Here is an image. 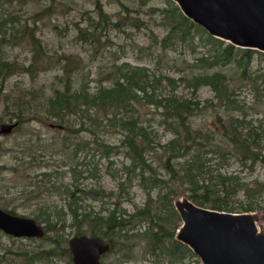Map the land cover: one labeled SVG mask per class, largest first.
<instances>
[{
  "label": "trees",
  "instance_id": "16d2710c",
  "mask_svg": "<svg viewBox=\"0 0 264 264\" xmlns=\"http://www.w3.org/2000/svg\"><path fill=\"white\" fill-rule=\"evenodd\" d=\"M23 2L28 5L33 0ZM55 3L42 9L26 8L28 18L20 20L18 25L4 24L1 29L3 43L7 41L11 46L22 45L28 50L30 58L21 62L17 58L10 60L0 55V124L15 121L18 126L14 130L19 131L23 125L32 122L52 120L63 126L68 133L63 142L66 145L64 149L73 151V159L83 149L99 150L108 159L122 151L130 162L123 167L125 176L119 180V190L126 192L131 189L137 179L146 190L149 203L128 214L122 209L121 201L115 202V207L104 217L101 212L84 208L82 202L86 199L101 200L105 196L111 198L113 193L107 194L100 187L85 189L75 180L65 187V194L70 200L67 211H39L34 214L37 221L46 222V228L56 233L54 238H43H48L52 246L44 251L32 254L25 251L18 255L25 257L29 264L54 256L68 258L75 264L71 250L66 245V238L60 235L67 226L64 216L69 214L77 235L109 237L108 240L113 244L110 252L115 249H132L137 235H130L127 229L148 221L152 225L148 237L152 253L160 252L163 257L183 260L194 253L188 245L175 238L180 222L175 224L174 229L169 226L173 216L181 221L173 203L178 197L175 184L182 188L192 185L189 198L203 207L227 212H251L258 209L259 205L253 200L264 194V182L255 180L251 185L235 174H213L207 167V157L208 154H216L223 164H230L235 157L244 168L252 170L259 163L264 165V124L256 126L247 120L248 111L260 113L264 105L259 84V78L264 79V76L253 70L256 57H264V52L237 47L207 34L203 27L186 17L179 6L171 1L173 8L163 10L164 18L171 19V28L164 41H169L173 36L187 41L189 38L194 39V32H204L211 49L210 54L200 57L199 62L207 65L206 70L189 73L180 79L165 76L169 91L168 95L163 96L154 93L158 87L146 67L134 66L129 62L118 64L115 61L105 78L108 82L102 79L96 86H92L84 75V58L74 53L53 51L41 35L40 23L54 12ZM95 8V14L89 17L88 25L82 26L80 23L76 28L77 39L88 42L93 48L92 59L97 58L103 48L107 47L109 32L123 27L104 10L101 0H96ZM133 20L132 24L139 27L135 23L137 19ZM53 29L57 30L58 26L54 25ZM225 69L229 71L225 72ZM54 70L57 73L52 79L42 83L44 75ZM16 75L23 76L24 80L12 84L11 78ZM236 81L249 84L256 91V106L248 109L238 103L235 98ZM180 83H186L193 89L192 98H181L176 93ZM204 85L215 92L217 103L209 100L201 105L197 91ZM151 87L153 93L149 95L147 91ZM134 103L153 106L160 115V123L168 127L174 137L165 144L156 142L153 125H145L141 116L134 114ZM220 107L225 109L221 115L217 113ZM212 108L217 123L213 127H197V115ZM82 132H88L91 138L72 143L71 149V145L67 144L69 137ZM112 136H117V142L112 141ZM4 169L5 166H0V172ZM13 170L17 172L18 167H13ZM76 171L77 167H74V178ZM95 171L96 167L89 175L92 173L96 176ZM116 177L119 178L118 174ZM154 188L160 190L155 200L152 197ZM241 193L247 201L238 207L235 198ZM2 208L16 214V207Z\"/></svg>",
  "mask_w": 264,
  "mask_h": 264
},
{
  "label": "rangeland",
  "instance_id": "374dc122",
  "mask_svg": "<svg viewBox=\"0 0 264 264\" xmlns=\"http://www.w3.org/2000/svg\"><path fill=\"white\" fill-rule=\"evenodd\" d=\"M101 1L104 10L123 27L112 29L109 32V39L106 40L107 47L103 48L97 58L92 59L93 48L88 42H80L77 39L76 28L80 23L82 26L88 25L89 17L95 14L96 0H33V3L30 2L28 5H25L23 0H0V55L10 60L17 58L21 62L28 61L30 54L22 45L11 46L7 44V41L3 43L1 29L4 24L13 25L15 23L18 25L20 20L28 18L29 16L25 13L26 8L42 9L56 2L54 12L40 23L41 35L53 51L74 53L83 57L84 75L86 81H89L92 86H96L102 79L105 83L108 82V79L105 78L108 77V72L113 68L115 61L118 64L129 62L134 66L146 67L153 83L158 87L154 93L163 96L168 95L169 91V87H166L165 76L180 79L189 73L206 70L207 65L199 62L200 57L209 55L211 49V45L206 40L208 37L204 32H194L192 34L194 39L189 38L187 41L178 38V36H173L167 42L164 41L169 34V28H171V19L164 18L163 10L173 8L171 1L177 5L173 0L170 2L169 0H148L147 2H145L146 0ZM133 19H137L135 23L139 24V27L132 24ZM54 25L58 26L57 30L53 29ZM253 70L260 76H264L263 56L256 57ZM224 71L228 72L229 70L225 69ZM56 73L57 71L54 70L45 74L42 83L52 79ZM23 80V76L16 75L11 78V83L14 84L16 81L21 82ZM259 84L263 93L262 102H264V79L262 77L259 78ZM236 86L235 98L238 103L245 105L248 109L256 106V91L249 84H241L240 81H236ZM147 93L149 95L153 93V88H148ZM176 93L181 98L190 99L193 97V89L186 83H180ZM139 94L144 96L141 91ZM197 99L202 103V106L209 100L218 102L215 92L208 85L202 86L197 91ZM143 101L145 102V100ZM133 108H135L134 114H139L145 125H153V135L156 142L165 144L174 137L173 132L160 123V115L153 106L147 107L143 103H134ZM224 110V107H220L217 113L221 115ZM260 110V113L248 111L247 120L252 121L253 125L264 124V105ZM215 114L213 108L199 113L196 117L197 127L204 128L209 125L213 127L217 123ZM67 134L63 126L52 120L42 123L32 122L23 125L19 131L13 130L7 135L0 134V166L6 167L0 172V208L8 206V209H12L16 207V214L26 217H34V214L39 211L49 213L67 211L70 200L65 194V187L75 180H78L80 186L85 189L100 187L107 194L113 193L111 198L105 196L101 200L86 199L82 202L84 208L101 212L104 217H107L109 211L115 207V202L121 201L122 209L126 210L128 214L134 213L138 208L149 203L148 194L137 179L134 180L131 189H127L126 192L119 190V180L125 176L123 167L130 162L122 151L114 153L108 159L103 157L99 150L88 151L83 149L79 150L73 159V151L64 149L66 145L63 142ZM90 138L88 132H82L75 137H69L67 144L71 145V149H73L72 143L83 139L88 141ZM111 139L117 142V136H112ZM157 148L161 149L160 146ZM207 158L209 159L207 167L213 174L218 172L235 174L251 185L254 184L255 180L264 182V165L261 163L255 167V170H252L249 167L244 168L235 157L231 159L230 164L221 163L216 154H208ZM151 160L153 159L151 158ZM15 166L18 167L17 172L13 170ZM74 167H77L75 178ZM95 167L96 176L92 173L89 175V172ZM43 173H47V175H43ZM117 174L119 178L116 177ZM54 184H56L55 187H53ZM191 187L192 185H187V187L182 188L175 184L178 197L173 203L182 197L189 198ZM159 193L158 188L152 189L154 200ZM235 199L237 206L241 203L245 205L247 201L243 193ZM253 201L257 202L260 207L258 206V209L251 212L258 214V225L264 226V194ZM152 205L153 203L150 206ZM64 218L67 226L60 232V235L66 238V245L69 246L70 238L77 234L75 227L71 224V216L67 214ZM178 222L181 224L182 220L177 221V218L173 216L169 222L171 229H174ZM40 223L44 225L47 237L50 239L56 237L55 232L46 228V222ZM129 229L127 230L130 235H137L134 239V247L122 251L115 249L105 255L103 258L105 263L202 264L194 252L183 260L163 257L160 252L153 254L148 238L152 231V225L148 221L141 222L135 227L129 226ZM107 238L109 239V237ZM50 242L48 238H15L0 230V264H29L28 260H25V257L18 255V253L29 251L32 254L44 251L52 246ZM32 264L72 263L68 258L54 256L35 260Z\"/></svg>",
  "mask_w": 264,
  "mask_h": 264
},
{
  "label": "water",
  "instance_id": "95a60500",
  "mask_svg": "<svg viewBox=\"0 0 264 264\" xmlns=\"http://www.w3.org/2000/svg\"><path fill=\"white\" fill-rule=\"evenodd\" d=\"M183 14L213 37L237 47L264 52V0H173ZM17 122L0 124L9 134ZM174 206L182 220L176 239L188 245L202 264H264V226L255 212H227L200 206L187 197ZM0 230L15 237L45 238L34 217L0 208ZM75 264H107L113 244L102 236L75 235L69 240Z\"/></svg>",
  "mask_w": 264,
  "mask_h": 264
},
{
  "label": "flooded vegetation",
  "instance_id": "af4514ba",
  "mask_svg": "<svg viewBox=\"0 0 264 264\" xmlns=\"http://www.w3.org/2000/svg\"><path fill=\"white\" fill-rule=\"evenodd\" d=\"M10 236H12V235H10ZM12 237H15V236H12ZM15 238H19V237H15ZM108 253H110V252H108ZM108 253H105V254L102 255V257H101L102 261H103V258L105 257V255L108 254Z\"/></svg>",
  "mask_w": 264,
  "mask_h": 264
}]
</instances>
